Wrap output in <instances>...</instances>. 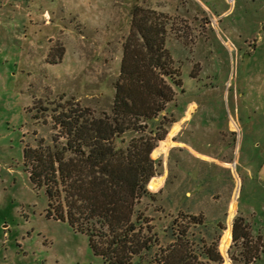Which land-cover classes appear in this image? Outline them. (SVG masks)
Listing matches in <instances>:
<instances>
[{"label": "rangeland", "instance_id": "1", "mask_svg": "<svg viewBox=\"0 0 264 264\" xmlns=\"http://www.w3.org/2000/svg\"><path fill=\"white\" fill-rule=\"evenodd\" d=\"M137 11L165 30L182 78L155 133L151 123L114 138L127 154L168 131L151 153V194L136 204L154 250L172 241V225L189 226L196 241H218L220 264H264V0H0V264H108L86 233L47 216L24 147L65 142L53 119L61 108L112 112L124 49L142 42ZM192 114L213 127H188ZM238 216L247 243L233 240ZM251 246L257 257L246 263Z\"/></svg>", "mask_w": 264, "mask_h": 264}, {"label": "trees", "instance_id": "2", "mask_svg": "<svg viewBox=\"0 0 264 264\" xmlns=\"http://www.w3.org/2000/svg\"><path fill=\"white\" fill-rule=\"evenodd\" d=\"M139 15L140 11L134 14L135 35L142 42L124 49L112 112L96 116L79 105L61 108L53 119L65 142L25 146L24 163L35 186L45 189L47 216L66 220L86 233L94 253L106 263L220 264L223 256L218 241H196L189 226L172 225V241L160 252L155 251L157 234L152 233L151 226H144L143 217L136 212L138 200L151 194L148 183L157 174L158 163L151 153L168 131L138 139L127 154L116 147L114 138L129 130L148 131L151 123L156 129L149 131L155 133L162 124L160 114L174 99L175 87L182 85L180 70L173 67L166 47L165 30L151 18ZM186 217L191 223H204L197 216ZM228 233L231 237V229ZM251 237L244 218L236 217L234 242L243 239L247 243ZM221 248L225 254L223 244ZM242 257L250 263L256 259V251L251 246ZM234 263L241 264L236 258Z\"/></svg>", "mask_w": 264, "mask_h": 264}, {"label": "crops", "instance_id": "3", "mask_svg": "<svg viewBox=\"0 0 264 264\" xmlns=\"http://www.w3.org/2000/svg\"><path fill=\"white\" fill-rule=\"evenodd\" d=\"M198 112V111H197ZM196 115V114H195ZM195 115L194 114H192V116H191V118H189L190 120V122L189 123H187V126L188 127H193V128H195L194 126H196L197 128H199V127H213V125H214V122L215 121H213V120H208L207 118H202V119H198L197 117H195ZM187 116H189V114H187ZM201 121V122H200ZM200 122V123H199ZM234 123H232L231 124V127L232 128H236V123L233 125ZM228 127H229V129H230V125H227ZM175 127H176V130L173 128L172 129V133H175L177 130H178V124L177 125H175ZM217 128H219V127H217ZM175 130V131H174ZM174 144H176V142H174ZM179 144H181V145H187L188 144V146H192L191 145V142L189 143V142H187V144H185V143H183V141H179Z\"/></svg>", "mask_w": 264, "mask_h": 264}]
</instances>
